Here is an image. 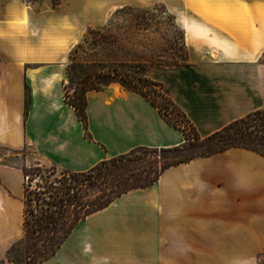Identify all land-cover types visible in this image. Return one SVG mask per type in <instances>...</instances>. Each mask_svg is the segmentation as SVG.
<instances>
[{"label": "crops", "instance_id": "obj_1", "mask_svg": "<svg viewBox=\"0 0 264 264\" xmlns=\"http://www.w3.org/2000/svg\"><path fill=\"white\" fill-rule=\"evenodd\" d=\"M63 1L71 3L0 0V264L24 234L26 167L85 172L136 148L185 142L154 105L118 82L86 93L84 126L64 85L70 51L96 18L88 0ZM179 1L170 11L185 61L154 65L147 76L203 138L264 108V0ZM261 251L264 155L230 147L121 193L79 219L37 264H233Z\"/></svg>", "mask_w": 264, "mask_h": 264}, {"label": "rangeland", "instance_id": "obj_2", "mask_svg": "<svg viewBox=\"0 0 264 264\" xmlns=\"http://www.w3.org/2000/svg\"><path fill=\"white\" fill-rule=\"evenodd\" d=\"M37 1L42 6L45 3L52 8L71 3L63 0ZM95 3H101L103 7L91 8ZM88 4L90 15L96 18L95 24L86 26L77 42L79 47H76V43L71 49L69 55L75 54L76 61L95 62L100 68L115 73L118 79L126 78L125 73L130 74L133 81L142 84L143 80L150 79L147 72L152 66L185 61L183 31L176 23L173 11H170L180 8L182 4L179 0H88ZM75 81L69 84L70 94L72 88L77 86ZM112 83L114 82L110 84ZM151 88L157 92L156 87L151 85ZM174 114L173 121L177 119L185 134L191 138L185 141L184 147L164 150L136 148L114 163L107 160L98 180L88 181L84 176L73 175L52 166L26 167V219L32 221L33 216L48 207L51 210L57 209V206L52 205L55 202L53 198L59 190L70 186L73 188L71 195L74 194L81 202L79 208L71 205L65 208V215L69 216L68 225H71L83 215L87 206H96L115 193L144 185L164 164L203 153L206 144L201 139H195L193 129ZM56 197H62V194L59 193ZM61 233L62 231L41 234L31 226L25 228L23 236L8 249L4 263L37 264L55 247ZM233 264H264V251L250 258L234 259Z\"/></svg>", "mask_w": 264, "mask_h": 264}, {"label": "trees", "instance_id": "obj_3", "mask_svg": "<svg viewBox=\"0 0 264 264\" xmlns=\"http://www.w3.org/2000/svg\"><path fill=\"white\" fill-rule=\"evenodd\" d=\"M80 44L77 43L76 47H79ZM75 48L74 51H76ZM75 71V72H73ZM77 72V73H76ZM67 76L68 81L64 85V99L67 104L71 105L78 119L84 124L86 127V114H85V107H86V93L92 89H102L108 86L111 82H118L121 83L127 89L132 91H136L140 93L143 97H145L152 105H154L160 114L164 117V119L169 122L175 128L181 130L184 134L185 141L190 140L191 138L185 134L184 128H182L177 119H174V115H177L182 118L187 126L193 129L196 137L195 139H201L205 144L206 148L205 151L201 154H197L195 156L185 157L183 159H179L175 162H170L164 164L158 173L148 180L144 185L139 187H145L158 179V176L162 173L164 169L171 165L187 162L195 157L198 156H206L210 155L215 152L226 150L230 147H241L261 155H264V108L258 109L254 112L247 114L246 116L237 119L221 130H218L212 133L209 136L201 138L195 131L192 124L189 120L185 117V115L179 110V108L173 103V101L164 95L162 92V84L157 81H153L151 79L143 80V84L140 82H135L132 80L130 74H126V78L120 77L119 79L115 77V73H111L109 70H104L100 68V66L95 62H78L75 59V54L70 56V62L67 66ZM128 76V78H127ZM76 78V81H75ZM76 82L77 86L72 88V93L68 92L69 84L71 85L73 82ZM157 88V92H154L151 88ZM154 94V95H153ZM158 98H160L158 100ZM29 104V92L26 89V96H25V115L27 114ZM185 143V142H184ZM184 143L177 147H184ZM177 147H173L177 149ZM143 148V147H142ZM164 150L165 148H161ZM172 149V148H166ZM126 154L119 155L109 160V162L114 163V161L119 160ZM108 161H102L97 165L93 166L91 169L85 172H78L74 173L71 172L73 175L77 176H84L86 180H98L101 174L102 166L107 164ZM73 190L70 186H65V190H59L56 193V196L61 193L62 197H52L55 202L52 205L57 206V209L51 210L49 207L46 210L39 212L38 215L33 216L32 221H28L24 219V227H32L34 231L37 233H56L62 231L61 238L56 243L55 247L51 250V252L44 257H42L39 261L44 258H47L51 254L55 252V250L59 247L60 243L63 239L68 235L71 231L74 224L84 216L97 211L105 206H107L115 197L120 195L121 193L129 190H125L122 192L115 193L114 196H110L106 199L103 203L98 204L96 206H87L86 211L83 212L81 217H78L74 223L68 225L69 216L65 215V208L69 205L72 207L79 208L81 206V202L77 200V197L72 194L71 191ZM85 207V206H83ZM38 261V262H39ZM4 262H2L3 264Z\"/></svg>", "mask_w": 264, "mask_h": 264}]
</instances>
